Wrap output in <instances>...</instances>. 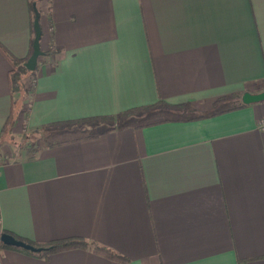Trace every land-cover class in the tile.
Here are the masks:
<instances>
[{
    "label": "crops",
    "instance_id": "0c3cea01",
    "mask_svg": "<svg viewBox=\"0 0 264 264\" xmlns=\"http://www.w3.org/2000/svg\"><path fill=\"white\" fill-rule=\"evenodd\" d=\"M31 1L0 0V45L19 59L31 54ZM35 1L40 50L53 53L28 104L0 52V141L13 101L12 133L37 138L34 155L0 163V234L82 238L127 262L0 242V264H264V101L190 121L164 109L167 121L142 127L74 123L158 101L208 113L264 92V0Z\"/></svg>",
    "mask_w": 264,
    "mask_h": 264
},
{
    "label": "trees",
    "instance_id": "16d2710c",
    "mask_svg": "<svg viewBox=\"0 0 264 264\" xmlns=\"http://www.w3.org/2000/svg\"><path fill=\"white\" fill-rule=\"evenodd\" d=\"M35 2H37V1L32 0L29 3L32 20L34 18L33 5L36 4ZM31 31L33 34L34 32L32 29V24H31ZM32 40L33 39H31V44H30V50L31 51H32ZM0 52L7 59V61L9 62V65H10V71L8 73V83H9L10 93L13 94V93H24V92H26L23 80L27 79V78L29 79V81L32 82L31 87L33 88L34 81L36 78L37 66H36L34 71H32V72L27 71L23 65L24 62L27 60V58H24V59L16 58V57L12 56L9 52H7L1 45H0ZM51 53H53V52L49 51L43 55H50ZM244 105L245 104L242 103L240 95H231V96L224 97L221 100H219L212 107L211 111L208 113H193L186 105L170 106V105L164 103L163 101H158L157 103H155L153 105L129 109V110L121 112L115 116L93 117V118L78 120V121H75L74 123L77 125H80L83 123L100 124L101 126L104 127L103 129L112 128L114 126L118 127L120 125H124L128 122H136L140 119H145V120L150 119L154 116L162 114V111L164 109H169L171 112L177 111V112H179V115L182 117L184 114L183 112H186V111L188 113L191 112L190 115L185 116L183 118V120H189L190 121V120H198L201 118H205L207 116H212V115H216V114L223 113L226 111L238 109V108L243 107ZM17 114H18V109L16 108V102L13 101L11 104L10 113H9V115L5 121V124L2 128V130H1V139L4 138L5 135H12V130H13V127L15 124ZM167 120L168 119L163 118V119H160L157 121H149V122H146L144 124H139L138 126H140V127L149 126V125H153L156 123L165 122ZM44 128H46V127H44ZM96 133H98V132L97 131L93 132L90 135H96ZM2 233L9 234V235L13 236L14 238L21 240L27 244H30L34 247L42 248L41 252L31 253L28 251H24L22 249L8 247V246L1 244V248L15 250V251H18V252H21V253H24V254L30 255V256H35V257L46 259L51 254H55V253L62 252V251H67V250H71V249H91L95 254L103 256L107 259H110V260H113V261H116L119 263L127 262L126 258L118 255L117 253H115V252H113L107 248L95 245L93 243H88L87 241H85L82 238H67V239L55 240V241H50L47 243L39 244V243H34V242L26 240V239H22V238L14 235L10 232H7V231H2Z\"/></svg>",
    "mask_w": 264,
    "mask_h": 264
},
{
    "label": "water",
    "instance_id": "95a60500",
    "mask_svg": "<svg viewBox=\"0 0 264 264\" xmlns=\"http://www.w3.org/2000/svg\"><path fill=\"white\" fill-rule=\"evenodd\" d=\"M33 12H34V18H33L32 26L34 33L32 40V51L29 57L27 58V60L23 64L25 69L30 72L35 70L39 58L43 55V52L40 50V39H41V28L39 24L40 14L35 4L33 5ZM241 101L245 105L264 101V92L258 94L244 93L241 97ZM0 242L5 246L22 249L24 251H28L31 253H38L42 251V248L34 247L6 233L0 234Z\"/></svg>",
    "mask_w": 264,
    "mask_h": 264
},
{
    "label": "rangeland",
    "instance_id": "374dc122",
    "mask_svg": "<svg viewBox=\"0 0 264 264\" xmlns=\"http://www.w3.org/2000/svg\"><path fill=\"white\" fill-rule=\"evenodd\" d=\"M24 80H23V82H24ZM31 85H32L31 81L29 83H26V85L24 83L26 92L20 93L21 95L26 96V97L25 96L23 97L24 102L26 104H28V100H27L28 95H26V93L28 90H31V88H32ZM16 108L17 109L20 108V102L19 101L16 103ZM166 117H171V115L162 112V114L154 116V117L147 119V120L140 119V120L134 122V124H144V123L149 122V121H157V120H160V119H163ZM81 132H77V133H75V135L76 134L78 135ZM87 132H89V133L96 132V129L92 128L90 131H87ZM82 133H84V132H82ZM23 134H25V132L22 130V127H19L18 131H16V133H12V135H5V137L1 139V141H0V162L3 160V158L7 159V158H11V156H14V158H17V157H19L21 155H25V154L34 155V153H35L34 150H36L35 142H36L37 138L35 139V136H30V135L27 136L26 134L25 135H23ZM71 136H74V135H71ZM45 140L49 141L51 139L46 138Z\"/></svg>",
    "mask_w": 264,
    "mask_h": 264
},
{
    "label": "built area",
    "instance_id": "2783aa9c",
    "mask_svg": "<svg viewBox=\"0 0 264 264\" xmlns=\"http://www.w3.org/2000/svg\"><path fill=\"white\" fill-rule=\"evenodd\" d=\"M259 127H260L261 129H264V120L260 121V123H259ZM0 163H1V162H0Z\"/></svg>",
    "mask_w": 264,
    "mask_h": 264
}]
</instances>
